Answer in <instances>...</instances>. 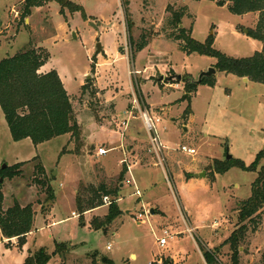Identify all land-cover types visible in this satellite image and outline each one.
<instances>
[{
    "label": "rangeland",
    "instance_id": "obj_1",
    "mask_svg": "<svg viewBox=\"0 0 264 264\" xmlns=\"http://www.w3.org/2000/svg\"><path fill=\"white\" fill-rule=\"evenodd\" d=\"M24 1L0 0V61L45 49L52 68L70 78L80 138L15 142L0 108V170L24 163L21 175L0 178L3 209L32 205L37 214L21 247L0 229V264H24L41 248L51 257L47 264H206L207 252L216 253L217 264H234L225 243L244 224L249 232L237 264H264V208L244 224L238 209L258 174L235 166L253 165L264 150V84L216 69L214 57L185 52L169 25L174 12H183L180 28L193 39L213 38L217 51L248 58L263 48L245 34L259 13L234 15L219 0H71L81 10L63 12L52 2L24 17ZM211 68L210 83L184 100V82H199ZM147 112L160 120L162 164L144 124ZM228 156L234 166L217 173ZM102 186L118 194L106 197ZM115 200L122 214L107 231L96 230ZM165 231L173 239L161 248Z\"/></svg>",
    "mask_w": 264,
    "mask_h": 264
},
{
    "label": "trees",
    "instance_id": "obj_2",
    "mask_svg": "<svg viewBox=\"0 0 264 264\" xmlns=\"http://www.w3.org/2000/svg\"><path fill=\"white\" fill-rule=\"evenodd\" d=\"M24 2V17H28L33 8L52 2L60 4L63 12L66 8L70 9L72 13L81 10V7L71 0H25ZM217 4L222 7L227 5L229 11L238 16L259 13L255 29L250 30L248 36L262 43L261 52H256L248 58H232L214 48L213 38L205 43L196 41L191 35H188L185 29L180 28L182 20L186 16L183 12H174L169 19V25L180 32L174 39L183 42L181 48L189 54L197 53L216 58V69L264 84V0H219ZM49 61L50 55L42 48L26 50L0 61V107L15 142L30 139L35 146H38L69 134L75 139L80 138V127L75 116L72 98L66 91L58 72L53 70L47 74L39 73L40 69ZM184 83L187 92L184 95V100H188L190 103L192 94L196 92L198 85L207 84L210 81L208 78H203L201 82L189 80ZM188 111H191L190 107ZM262 159H264V150L257 155L256 162L251 166H246L242 162L235 163V166L243 170L258 174L253 183L252 196L242 202L238 208L240 224H244L248 220L251 222L254 216L264 208V166L258 170ZM23 164L18 163L12 167L1 169L0 178L13 179L21 175ZM232 166L234 165L229 161L219 163L216 166V172L225 173ZM41 170L44 171V168L42 167ZM191 177L192 175H189L188 178ZM98 191L99 193L104 192L106 197H116L118 194L117 190L108 191L105 186L100 187ZM3 204L4 194L0 183V229L5 239H17L21 247L26 244V237L34 227L33 206L21 207L16 203L5 211ZM121 214L122 211L116 200L112 201L105 218L94 224L95 229L103 228L107 231V225L112 224ZM248 232V226L241 225L225 243L232 251L234 264L238 263L237 256L240 246L245 241ZM59 246L64 247V245ZM215 255L216 253H205L206 263L217 264ZM50 258L46 250L41 248L29 255L24 264H47ZM162 264H173V261L166 259Z\"/></svg>",
    "mask_w": 264,
    "mask_h": 264
},
{
    "label": "built area",
    "instance_id": "obj_3",
    "mask_svg": "<svg viewBox=\"0 0 264 264\" xmlns=\"http://www.w3.org/2000/svg\"><path fill=\"white\" fill-rule=\"evenodd\" d=\"M177 87H178V85H177ZM143 120H144V124L146 126V129L149 133L150 144H151L153 153H155L158 156V158L162 164V158H160V156L163 155L165 147L163 145H161V142H160V139H159L158 133H157V127H156L157 126L156 124L159 123L160 120L157 119L155 122L154 119L149 115L148 112L146 114H143ZM182 151L184 153H187L188 155H192V156L196 154L195 149L187 148L185 146L182 147ZM99 154L105 155L106 151H104L103 149H100ZM128 170L131 173L130 167L128 168ZM127 184L131 185L132 181H127ZM137 195H140L139 191H137ZM188 233L193 235L194 231L191 229H188ZM164 234H165V237H163L159 240L161 248H165L167 246L168 239H173L172 235H170L168 231H165Z\"/></svg>",
    "mask_w": 264,
    "mask_h": 264
},
{
    "label": "water",
    "instance_id": "obj_4",
    "mask_svg": "<svg viewBox=\"0 0 264 264\" xmlns=\"http://www.w3.org/2000/svg\"><path fill=\"white\" fill-rule=\"evenodd\" d=\"M93 27H95L96 29H97V27L95 26V25H93ZM245 34H247L248 35V31L246 30L245 31ZM103 51V48H102V46L101 45H98L97 46V49H96V54H100L101 52ZM215 73H216V69L215 68H211L210 70H208L207 72H204L202 75H201V77H200V79H199V82H201L202 81V79L203 78H209V77H211V76H213V75H215ZM244 80H245V82H248L249 81V79L248 78H244ZM177 81H181V77H177ZM227 160L229 161V160H231V157L230 156H228L227 157ZM8 166L7 165H4L3 167H2V169H6ZM196 178H201V177H205L206 176V172L204 171V172H202V173H200V174H196V175H194ZM3 182V180H1V183ZM151 214H155V211L154 210H151ZM105 261V260H104Z\"/></svg>",
    "mask_w": 264,
    "mask_h": 264
},
{
    "label": "crops",
    "instance_id": "obj_5",
    "mask_svg": "<svg viewBox=\"0 0 264 264\" xmlns=\"http://www.w3.org/2000/svg\"><path fill=\"white\" fill-rule=\"evenodd\" d=\"M247 15H253L254 16V19H256L255 17H256V15H254V14H247ZM51 70H55V68H52V65H51V62H48L46 65H44L41 69H40V71L39 72H41V73H48V72H50ZM57 71V70H56ZM58 72V71H57ZM65 72V71H64ZM59 73V75H60V78H61V80H62V82H63V84H64V86H65V89L67 90V83H66V80L67 79H70V78H68V75H66V72L64 73V74H62V71L61 72H58ZM250 81V80H249ZM176 88H178V87H176ZM68 91V90H67ZM1 108V107H0ZM30 141V142H32L30 139H27V141ZM129 148V147H128ZM35 156H32V158H34ZM25 161H27V160H25ZM20 162H23V161H20ZM19 163V162H18ZM46 170H47V167H44ZM194 175H196V173H194L193 175H192V177L191 178H196ZM4 197H5V195H4ZM6 198V197H5ZM103 207H105V206H103ZM36 215L37 214H35V219H34V227H35V222H36ZM34 230H36V227L34 228ZM34 230L30 233V234H28V236H31L32 234H33V232H34ZM27 236V237H28ZM16 239H11V241H15ZM29 253H30V251H29Z\"/></svg>",
    "mask_w": 264,
    "mask_h": 264
}]
</instances>
